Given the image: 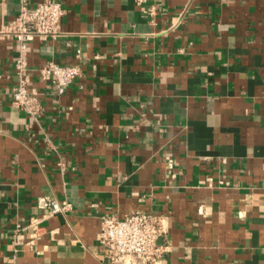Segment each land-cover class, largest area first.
Segmentation results:
<instances>
[{"label": "crops", "instance_id": "1", "mask_svg": "<svg viewBox=\"0 0 264 264\" xmlns=\"http://www.w3.org/2000/svg\"><path fill=\"white\" fill-rule=\"evenodd\" d=\"M60 1L62 33L29 43L38 122L0 36V264H113L101 216L140 209L165 216L160 264H264V0ZM49 61L81 69L60 96ZM42 196L73 208L29 244Z\"/></svg>", "mask_w": 264, "mask_h": 264}, {"label": "built area", "instance_id": "2", "mask_svg": "<svg viewBox=\"0 0 264 264\" xmlns=\"http://www.w3.org/2000/svg\"><path fill=\"white\" fill-rule=\"evenodd\" d=\"M149 0H136L145 4ZM65 9L60 0H40L29 5V0H19V10L14 18L0 30L1 37H15L19 41V53L15 58L16 83L12 88L13 102L25 110L33 121H39L43 113L41 94L29 85V43L36 37L47 40L61 33ZM41 75L48 80L55 94L60 96L79 76L81 69L75 64L47 62ZM170 167L173 160L168 158ZM44 210L41 216H33L24 227L31 232L29 244H33L43 229L42 221L53 214L68 212L73 205L69 200L60 201L49 196L38 199ZM165 216L149 210H135L124 216L106 213L101 216L99 241L108 261L113 264H160L168 251ZM20 236V235H19Z\"/></svg>", "mask_w": 264, "mask_h": 264}]
</instances>
